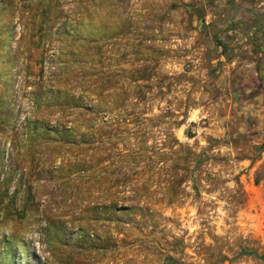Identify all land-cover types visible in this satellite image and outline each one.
<instances>
[{"label":"rangeland","instance_id":"1","mask_svg":"<svg viewBox=\"0 0 264 264\" xmlns=\"http://www.w3.org/2000/svg\"><path fill=\"white\" fill-rule=\"evenodd\" d=\"M0 264H264V0H0Z\"/></svg>","mask_w":264,"mask_h":264}]
</instances>
